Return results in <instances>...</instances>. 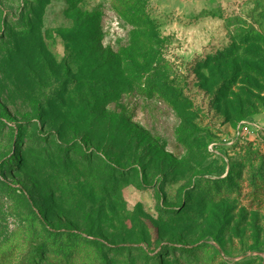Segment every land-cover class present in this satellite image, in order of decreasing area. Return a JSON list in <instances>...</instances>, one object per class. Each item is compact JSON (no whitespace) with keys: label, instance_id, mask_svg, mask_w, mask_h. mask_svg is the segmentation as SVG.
Returning a JSON list of instances; mask_svg holds the SVG:
<instances>
[{"label":"rangeland","instance_id":"obj_1","mask_svg":"<svg viewBox=\"0 0 264 264\" xmlns=\"http://www.w3.org/2000/svg\"><path fill=\"white\" fill-rule=\"evenodd\" d=\"M122 1L0 0V185L26 201L0 190V264L33 215L102 245L103 263L81 264H139L141 250L163 264H264V0H151L149 25ZM149 58L167 62L178 105L122 87ZM108 84L121 88L90 103ZM243 122L262 130L238 137ZM79 145L116 188L70 156ZM213 180L237 192L201 199Z\"/></svg>","mask_w":264,"mask_h":264},{"label":"trees","instance_id":"obj_2","mask_svg":"<svg viewBox=\"0 0 264 264\" xmlns=\"http://www.w3.org/2000/svg\"><path fill=\"white\" fill-rule=\"evenodd\" d=\"M153 5L151 0H123L121 2V9L123 13H128L132 15V19L138 22H145L146 24H151L150 18L145 17L146 13L144 9L147 5ZM145 5V7H142ZM255 36L253 37V39ZM235 53L233 50L227 52L228 57H234ZM224 58V56H222ZM206 59L201 58V61H195L194 64H198L202 69H207L210 65L205 64ZM193 66L195 67V65ZM146 68L133 69L132 78L134 83L128 84L126 80V85L122 87L130 86V89L139 88L138 90L149 100L162 99L172 106H176L179 103L180 98H183L181 94L177 92L168 83V64L166 61L154 64L152 59H148L145 64ZM196 68V69H197ZM152 76V79H151ZM232 80L229 79L228 82ZM138 82V83H136ZM112 84V83H111ZM137 84V85H136ZM121 87H114L113 85H106L97 88V92L90 94L89 102L93 105H100L104 101H108L110 97L114 96ZM29 143L31 145H40L41 143H47L43 138H35ZM66 159L69 158L66 152H64ZM70 156H74L75 160L79 164H84L90 170L100 171L106 179V184L116 188L118 182L115 178L114 170L112 167L108 166L104 160H98L94 164L91 163L90 157L92 152L83 149L82 145L75 148L74 153ZM16 157H10L7 161L10 168L15 167ZM83 162V163H82ZM106 185V188H107ZM208 186H211L210 188ZM198 191L202 193L201 199L205 200H215L218 197H224L228 195H233L237 192L236 188L230 182L224 181H210L206 186H198ZM0 190H3L8 196L13 199L17 205L25 208L26 201L22 193H19L17 189L10 187L8 185H0ZM160 211H165V209L158 207ZM168 213L173 212L167 210ZM165 215V212H164ZM34 216V215H33ZM29 217V228L16 238V241L6 249L3 253L1 260L4 264H81V262H86L96 258L98 262H104V256L102 245H100L97 250L94 249V245L91 239L85 237L79 233L74 232L71 229H66L64 231H55L50 229L43 219ZM101 249V250H100ZM175 253L184 254L188 260V257L195 258L198 254L196 248H180L178 252L177 248L174 249ZM141 256L139 264H163L162 257L159 255L155 259L150 258V255L144 253L143 250L138 252Z\"/></svg>","mask_w":264,"mask_h":264},{"label":"built area","instance_id":"obj_3","mask_svg":"<svg viewBox=\"0 0 264 264\" xmlns=\"http://www.w3.org/2000/svg\"><path fill=\"white\" fill-rule=\"evenodd\" d=\"M262 130V127H259L257 124L253 123H248V122H243L241 123L238 131H237V136H243L245 134H253L255 132H258Z\"/></svg>","mask_w":264,"mask_h":264}]
</instances>
